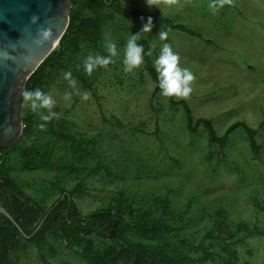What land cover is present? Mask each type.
I'll list each match as a JSON object with an SVG mask.
<instances>
[{
    "label": "rangeland",
    "instance_id": "obj_1",
    "mask_svg": "<svg viewBox=\"0 0 264 264\" xmlns=\"http://www.w3.org/2000/svg\"><path fill=\"white\" fill-rule=\"evenodd\" d=\"M221 1L213 11V0H122L127 10L159 14L201 37L168 32L180 66L194 76L186 97L164 96L162 91L155 95L156 83L145 60L130 72L124 70L128 38L137 34L138 44L144 40L160 50L164 42L159 26L142 32L146 21L126 19L109 9H88L79 2L72 5L71 11L98 22L99 50L68 46L64 69H51L41 85L56 101L53 111L58 117L43 121L39 113L48 110L34 112L26 101L19 112L20 121L33 117V133L27 135L39 145L48 144L51 162L59 167L14 176L27 198L43 202L45 209L37 207V213L42 215L59 198L60 188L70 191L80 181L86 190L75 201L84 218L76 222L85 230L81 223L89 225L87 218L107 208L121 192L144 210L153 208V199L168 198L171 241L186 240L196 248L190 253L194 257L203 256L201 248L213 257L195 264H264V0ZM107 40L117 45L118 55L89 74L86 58L108 56ZM158 56L149 55L155 71ZM68 71L75 85L64 78ZM84 93L89 94L87 100ZM182 104L194 122L210 121L219 137L235 123L246 124L256 132L257 158L243 128L231 134L224 148L209 143L204 126L192 133ZM50 125L76 139V145L40 133ZM74 149L77 156L71 154ZM20 239L21 248L5 264H87L77 254L80 248L70 249L60 234L48 235L40 247ZM88 240L100 246L99 237Z\"/></svg>",
    "mask_w": 264,
    "mask_h": 264
},
{
    "label": "trees",
    "instance_id": "obj_2",
    "mask_svg": "<svg viewBox=\"0 0 264 264\" xmlns=\"http://www.w3.org/2000/svg\"><path fill=\"white\" fill-rule=\"evenodd\" d=\"M77 2L92 10L94 8L98 10L109 9L114 14L130 20L140 19L147 22L148 17H152L153 24L159 26L162 31H180L201 38L199 34L187 27L173 24L159 14H149L139 9L127 10L123 7L122 0H72L73 7ZM221 2V0H215L217 5H222ZM98 29V22L89 20L79 11L72 9L70 25L61 40L60 46L27 81L25 90L40 89L41 85L46 82L51 69H64L62 59L67 53L68 46L98 51L100 44ZM163 42L164 44L170 43L168 37ZM141 45L144 46L147 71L156 83L154 90L156 95L161 89L159 88L158 74L153 69L148 55L151 47L144 40ZM151 50L154 55L160 53V50L156 48ZM24 102L25 100L22 98L21 107ZM182 105L188 118V128L192 133H195L200 126H204L208 131L209 143L224 148L231 134L237 129L243 128L248 135L252 152L256 154L257 158L260 146H258L255 138L256 132L246 124L235 123L226 130L223 137H219L210 121L199 119L194 122L188 106ZM21 122L25 124L24 140L17 142L10 148H0V205L14 218L25 236L8 218L0 214V264H5L10 255L21 248L20 237L25 240L26 245L35 244L40 247L47 242V236L52 233L60 234L62 239L67 240L66 243L70 249L80 248L77 254L87 264H195L212 260V255L208 254L205 248H201L204 254L198 258L190 255V253L196 252V248L189 246L186 240L171 241L174 230L167 220L170 211L168 198H155L152 201L153 208L144 210L133 200H127L121 192L119 197L111 202L107 208L87 218L89 225H86L85 222L81 223L87 227L85 230L77 224L78 220L83 221L84 217L75 198L82 197L86 190V184L84 181H80L70 191L60 188L59 198L42 215L37 213V207L41 210L45 209L42 205L43 202L39 199L27 198L24 191L18 187L14 176L31 174L41 170H57L56 168L59 167L54 166L51 162L48 144L39 145L36 138L33 139L34 137L27 135L33 133V117L21 119ZM56 128V125H50L49 128L44 131L41 130L40 133H50L62 142H70L72 145H76L74 143L76 139L60 133ZM78 153L79 151L76 149L71 152L76 156ZM71 170L73 172L74 168ZM98 170L95 168L94 172ZM47 191L50 195L52 189L48 188ZM8 193H11V196H8ZM25 200L27 201L25 202ZM29 202L33 205L29 206ZM218 213V216L221 217L222 211H218ZM105 229L106 232L104 233L97 232ZM89 236L99 237L100 246L95 245L91 240L86 242V238ZM83 242L86 244L82 248Z\"/></svg>",
    "mask_w": 264,
    "mask_h": 264
},
{
    "label": "water",
    "instance_id": "obj_3",
    "mask_svg": "<svg viewBox=\"0 0 264 264\" xmlns=\"http://www.w3.org/2000/svg\"><path fill=\"white\" fill-rule=\"evenodd\" d=\"M71 8L72 0H0V148L14 146L23 134L25 85L60 46ZM0 214L25 236L1 205Z\"/></svg>",
    "mask_w": 264,
    "mask_h": 264
},
{
    "label": "clouds",
    "instance_id": "obj_4",
    "mask_svg": "<svg viewBox=\"0 0 264 264\" xmlns=\"http://www.w3.org/2000/svg\"><path fill=\"white\" fill-rule=\"evenodd\" d=\"M149 3V0H148ZM213 11L216 10V3L209 5ZM153 27L152 17H148L147 22L144 24L142 32L151 31ZM161 40H166L168 37L167 31H161L159 33ZM106 49L109 53L108 56L103 55H89L85 62L84 67L86 72L91 74L97 66H106L112 62V58L118 55L117 45L107 40L105 42ZM156 45L153 44L149 49L148 55L152 54V48ZM144 60V46L137 43V34H132L125 46V58H124V70L132 71L134 68L140 66ZM156 71L158 73L159 88L164 96H188L191 91V81L194 76L191 70L187 67L180 66L179 54L174 52L171 45L168 43L163 44L160 49L159 56L155 60ZM72 73L70 71L64 73V78L68 79L72 85H75L76 81L71 79ZM23 98L31 106V109L35 112L40 109H47V113L40 112V118L43 121H49L54 117H58V113L53 111V106L56 101L51 95L46 94L41 89L36 88L33 90H25L22 93ZM70 93L65 94V98H69ZM89 98L88 93L83 94V99ZM41 128L45 127L44 124L40 125Z\"/></svg>",
    "mask_w": 264,
    "mask_h": 264
}]
</instances>
